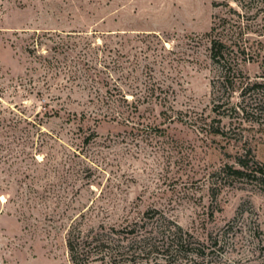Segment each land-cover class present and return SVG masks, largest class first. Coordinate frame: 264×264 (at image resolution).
Here are the masks:
<instances>
[{
    "label": "rangeland",
    "instance_id": "obj_1",
    "mask_svg": "<svg viewBox=\"0 0 264 264\" xmlns=\"http://www.w3.org/2000/svg\"><path fill=\"white\" fill-rule=\"evenodd\" d=\"M215 25L264 83V0L0 1V264H74L72 231L154 209L205 245L174 264H264V192L222 185L240 150L211 133Z\"/></svg>",
    "mask_w": 264,
    "mask_h": 264
},
{
    "label": "trees",
    "instance_id": "obj_2",
    "mask_svg": "<svg viewBox=\"0 0 264 264\" xmlns=\"http://www.w3.org/2000/svg\"><path fill=\"white\" fill-rule=\"evenodd\" d=\"M211 35V57L222 70L215 107L219 125L211 133L234 140L240 150L236 164H226L222 169V185L236 180L248 181L264 192V163L255 156L250 138L245 134L248 123L264 121V83L251 82L240 69L242 62L253 58L247 53V46L235 52L237 42L223 38L217 25L212 28ZM241 39L245 45L243 36ZM237 94L239 100L235 102ZM224 117L230 119V123L222 126ZM68 248L74 264H142L153 257L174 264L181 259L192 261L189 255H206L205 245L200 240L156 209L147 211L139 220L118 227L100 225L88 232L72 231Z\"/></svg>",
    "mask_w": 264,
    "mask_h": 264
}]
</instances>
